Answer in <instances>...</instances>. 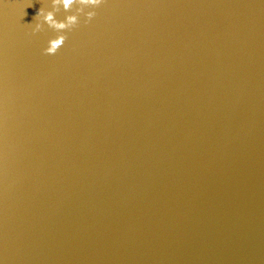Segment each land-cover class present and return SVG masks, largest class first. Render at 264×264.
Returning a JSON list of instances; mask_svg holds the SVG:
<instances>
[{
	"label": "water",
	"instance_id": "1",
	"mask_svg": "<svg viewBox=\"0 0 264 264\" xmlns=\"http://www.w3.org/2000/svg\"><path fill=\"white\" fill-rule=\"evenodd\" d=\"M41 8L0 0V264H264V0H105L54 55Z\"/></svg>",
	"mask_w": 264,
	"mask_h": 264
},
{
	"label": "clouds",
	"instance_id": "2",
	"mask_svg": "<svg viewBox=\"0 0 264 264\" xmlns=\"http://www.w3.org/2000/svg\"><path fill=\"white\" fill-rule=\"evenodd\" d=\"M105 3V0H52L53 10L45 11L43 8L38 10L36 17H40L43 23H36L33 29V33L42 31L43 24L59 34L56 38L48 41V46L44 49V54L54 55L64 45L67 36L64 33L65 30L71 31L77 27L80 23V15H84L86 19L84 23H89L96 15L95 11L85 12V8L95 9ZM77 5L75 14L66 15L63 20L56 19V12L60 11L62 6L65 12L72 10L73 6Z\"/></svg>",
	"mask_w": 264,
	"mask_h": 264
}]
</instances>
